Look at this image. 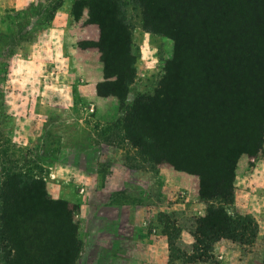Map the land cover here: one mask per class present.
<instances>
[{
	"label": "rangeland",
	"instance_id": "374dc122",
	"mask_svg": "<svg viewBox=\"0 0 264 264\" xmlns=\"http://www.w3.org/2000/svg\"><path fill=\"white\" fill-rule=\"evenodd\" d=\"M88 1L0 0V171L40 179L49 199L65 203L80 243L71 264L83 247L78 205L69 198L77 187L68 172L52 175L51 164L97 165L102 177L115 148L140 179L149 169L174 174L172 197L190 204L187 214L173 213L178 224L170 233L175 237L182 225L191 244L174 238L170 260L264 264V0H179L166 13L153 10L160 33L145 28L150 21L136 0H119L134 57L132 97L122 100L110 95L116 92L110 84L97 92L108 48L89 21ZM107 105H117L113 116L104 114ZM175 153L199 164L206 190L227 186L228 195L201 199L199 176L176 170ZM217 207L230 216L229 230L193 236L196 219ZM54 225L51 216L20 224L21 242L30 249L13 264H45ZM222 240L229 244L216 256ZM12 255L0 243V264Z\"/></svg>",
	"mask_w": 264,
	"mask_h": 264
},
{
	"label": "crops",
	"instance_id": "0c3cea01",
	"mask_svg": "<svg viewBox=\"0 0 264 264\" xmlns=\"http://www.w3.org/2000/svg\"><path fill=\"white\" fill-rule=\"evenodd\" d=\"M131 97L129 90L127 98ZM116 106L107 105L104 114L113 116ZM83 152L92 159L96 156L92 150ZM113 152V160L109 163L105 160L102 177L97 165L82 167L62 160L51 164L52 175L68 172L77 187L69 195L70 202L78 205L77 230L83 243L76 264H184L170 260L169 233L177 223L173 213L181 210L187 214L190 209L185 197H172L174 174L165 169L159 174L149 169L140 179V171L127 166L122 151L115 148ZM124 170L125 177L120 176ZM96 192L103 193L102 200L89 197ZM192 206L201 212L204 208L200 204ZM178 229L177 242L191 244L188 230L182 225ZM228 244L218 242L213 254L219 256L222 247Z\"/></svg>",
	"mask_w": 264,
	"mask_h": 264
},
{
	"label": "trees",
	"instance_id": "16d2710c",
	"mask_svg": "<svg viewBox=\"0 0 264 264\" xmlns=\"http://www.w3.org/2000/svg\"><path fill=\"white\" fill-rule=\"evenodd\" d=\"M179 0H161V4H156V0H136L143 8L146 23L145 28L152 32L160 33L153 10L156 13H166V7L169 4ZM119 0H90L87 3L88 17L92 24L97 25L99 29V43L108 48H103L101 61L105 75L104 82L100 83L97 89L100 94V87L104 84H110L115 87L116 92L110 95L119 100L126 97L128 87L132 83L134 72L131 69L134 64V57L131 55V32L124 22L120 8ZM175 27V25L173 24ZM171 27L169 26L170 30ZM105 54V55H104ZM118 64V67L113 64ZM114 66V67H113ZM137 105H134L136 107ZM138 122V119H137ZM156 143V140H155ZM159 147H164L159 143ZM174 168L190 174L199 176V197L204 200L224 198L229 193V187L225 185L215 189L206 190V178L202 173L199 164H194L189 159L175 153ZM65 203L61 200L54 201L49 199L44 182L40 179H33L22 173L1 172L0 171V243H3L5 249L12 253V258L8 264L18 261L22 255H27L30 247L23 245L20 239L22 229L20 224H24L28 218H40L51 216L54 219V227L50 230L45 242V264H71L80 251V243L75 233L68 227L66 213L63 208ZM199 224L193 232V236L204 238L206 234L211 236L218 232H226L232 225V220L225 210L221 207L209 209L204 217L196 219ZM60 223V224H58ZM235 229V228H234ZM169 233V244L172 246L173 239ZM214 239V238H213ZM57 240H59L57 242ZM214 241V240H213ZM58 243V244H57ZM52 252L51 257L47 256ZM212 253V251H211ZM171 255V254H170ZM172 258V255L170 256ZM187 259V258H186ZM172 261V260H171ZM187 259V262H190ZM202 263L206 261L202 259Z\"/></svg>",
	"mask_w": 264,
	"mask_h": 264
}]
</instances>
